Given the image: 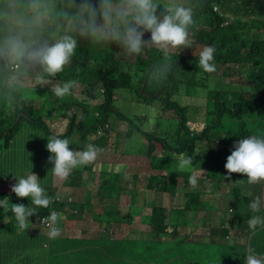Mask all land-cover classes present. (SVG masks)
Returning <instances> with one entry per match:
<instances>
[{
  "label": "rangeland",
  "instance_id": "obj_1",
  "mask_svg": "<svg viewBox=\"0 0 264 264\" xmlns=\"http://www.w3.org/2000/svg\"><path fill=\"white\" fill-rule=\"evenodd\" d=\"M114 1L116 2V0ZM207 1L209 2V5H211V0H202V2ZM76 2L80 5L89 4L93 7L95 9V13H93L95 17H93L92 20H95V18L98 17L100 19V27H108L103 15L104 0H76ZM164 2L167 3L168 0H164ZM178 2H182L183 4H186V2H196L195 6L200 4L199 0H178ZM112 3L115 5L113 1ZM42 4L43 2L41 0H0V48H4L7 44L5 36H12L15 32H20L21 38L14 35L12 39H18L28 44L30 46L29 51H31L32 48H35V37L33 32L34 29H36V26L32 22L38 20L41 21V19H43L44 23L47 24V27L53 29L58 27V13L52 11L53 6L51 8L45 7L44 11L40 10ZM61 4L62 5L59 6V10L61 11L59 12L61 13L60 17L62 23L68 22L72 26L70 32L75 31L76 24L74 23L80 18L76 17L74 8H78L80 5L74 3L72 0H64ZM218 8L219 11L222 10L219 5ZM32 15L33 17L29 18ZM79 22L84 26L86 23V17L81 19ZM195 28L196 34L199 36V40L193 44V47L186 48L185 50H179V48L170 49L168 56H165L163 51V56L159 53L156 54L155 60L158 62L157 66H167L166 74L163 73V75H161L164 81H162L161 96L158 99L160 108L153 110L151 106L144 104L142 101L138 104L136 101L137 95L135 93L136 87L134 84L132 85L131 90H120L118 95H115L117 97L115 105L118 113L116 117L113 118L112 126L114 127L113 132L118 137L116 143L112 142L109 145V150H123L125 146L133 144L137 135L140 136V140L143 137H146L149 143L155 138L160 139L168 137L167 135L170 130L174 129L172 127L176 126L174 123L180 120V115L172 110L175 109L177 104L180 102H182L186 107L188 106V110L191 112L193 119L197 120L189 122L188 126L190 127V130L201 132L204 127L202 124L204 111L209 108L211 101H213L217 96L223 98H234L236 96L237 87H228V85H225L227 82H233L234 84L242 86L246 85L248 82L247 100H253L256 102L264 100L262 81L257 78V76H253L252 72L249 71L255 68L254 64L249 65L248 71L250 76L246 73L247 69L241 71L239 70L240 67L231 64L228 66L220 65L216 74H207L201 71L198 67L199 59L195 60V58L196 56L199 58V52L205 46H210V43L213 42V39L215 38V31L212 29L210 20L202 24H197ZM65 30L63 29L61 33H65ZM79 33L86 34L87 27L79 30ZM251 34L263 35L264 38V30L260 28L252 30ZM46 35L48 37H54L57 35V32H49ZM83 43L86 47H92L90 50L91 57L86 65L88 66L86 80L91 82L92 85L77 81L82 84L84 90L78 89L74 86L73 89H71L70 94L61 98V100H59V97L54 95L50 88L53 84L75 81V77L72 75L70 76V63L64 67L62 72L49 77L46 73H44L42 66L39 64H35L31 61L29 63L22 62L19 64L17 58H12V62L17 63L18 65L11 64L13 66H7L6 72L0 73V108L3 110V117L7 120L14 121L23 117L25 112L29 113L33 119L43 117L49 129L54 131L55 134H60L62 136L66 133V131H68L71 121L63 115L60 105L63 101H74L80 106L84 103L89 106L84 120L88 124L92 123L93 114L96 109L92 108L95 106L90 105L92 103V96L86 93L85 89L92 88V93L94 95L100 86L106 88L107 90H111V88L116 86L119 82V77L114 71L105 70L103 68V62L96 61V50L112 46L116 51V59L125 63L134 64L137 58L128 56L120 45L114 44L113 42L91 45L85 44L89 42ZM184 56L193 57L191 59L195 62L197 68L194 72V77L191 76V71L187 70V67L181 60ZM141 58L145 60L146 63L152 60L149 54H145ZM111 67H113V65ZM227 67L231 70L229 76L225 74ZM26 72L29 74L26 75ZM131 72L135 73L136 69L131 68ZM59 74L63 77H67V79H60L58 77ZM150 74L151 71L149 72V76ZM7 75L11 76L9 81L4 79ZM217 75L222 78V85H218L214 81V79H216L215 76ZM127 84L129 83L127 82ZM151 85L152 84L149 83V86ZM18 87L24 89L25 92H21ZM106 98L107 96H105V99ZM55 102H57L55 106L56 113L54 114L52 122L51 120H48L50 118L48 112L49 108L52 107ZM252 105L254 109L251 110L249 106H247L245 108V114L243 115L244 121L247 125H244L243 121L233 124L229 110H224L222 112L227 128L224 134L222 131L213 132V140L217 142H213L208 145L210 154L207 158L210 159V162L215 156H217V153L214 152L219 151L221 153V157L217 161H223L226 164L228 156L223 150L233 151L234 144L236 143L235 136L229 133L230 130L240 131L242 129H247L255 130V132L260 133L264 132L261 121L264 114H259L257 108L259 107L258 105ZM74 110L75 109H73V111ZM157 111L164 113V116L160 115L157 119V121L163 123L164 126L157 130H153L154 120L152 117ZM77 116L78 123L82 120L83 113L79 112ZM119 118H125L130 125V128L124 120ZM93 124H95V122H93ZM72 129L78 131L79 128L78 126H75L72 127ZM128 131L133 133V136L130 138H127ZM138 132L139 134H137ZM76 137L77 134L74 132L69 140L70 149L84 150L86 145L84 143L82 145L77 144ZM47 138L48 133H34L33 128L29 124L24 123L21 125V128L17 133L16 141L11 144L9 149L0 150V177L13 176L12 184L9 185V182L7 184H0V193L6 192L8 195L11 194V186L16 183L15 176L18 178L26 177L32 172L38 175L41 187L47 191L49 187L47 180H49V178L53 175L51 171L53 165L49 163V157L52 154L46 148L48 143ZM91 140H95L94 136L91 137ZM154 142L156 141H153L152 143ZM218 142H221L223 146ZM0 143H2V140H0ZM203 146L204 143H199L197 150ZM213 146H217V148ZM179 156L180 155L174 153H166L159 159V163H164L170 167L169 177L166 179L167 182L172 189L179 190L175 196H173V193L171 194L172 197H170L169 205L167 206L171 212H169L167 218L169 222L179 219L187 224L186 226H180L179 228L171 227V229L175 231V238L173 240H171L170 235L160 237L159 241L168 242V244L151 241V236L149 234L152 233L153 228L152 226L146 225L141 220H135L138 210H135L132 214L133 221L131 222V226L126 230L109 231L111 229L107 226L105 227V230L107 231H104L98 229L91 230L90 228L81 229L75 225L72 227L56 225L61 230V235L55 239L69 241V248L72 250L81 245L88 246L93 242L85 241L84 238L99 239L101 238L103 232H107L109 234L110 240L119 241L131 238L125 242L127 257L116 262L112 261L110 264H187V262L191 264H212V261L222 259L224 254H231V256L227 258V262L224 263L230 264L229 262L242 258L240 255H232L234 251H231L229 247L222 243H243L244 246H238V250L240 252H252V247L250 245L254 246L259 243L261 247H263L259 256H264V236H262V228H257L255 231H252L247 222L240 224L239 217L237 216V201L239 197H245L248 201L246 204H249L253 199V192L257 189L258 183H248V178L239 173H232L229 176L227 170L225 168H221L219 165L214 166L212 169L216 179L211 178V176L207 177L208 171L202 163L198 165H191V167L187 170H180L178 167ZM168 157L173 158L174 161H161L162 158ZM97 165H99V163H95L93 165L90 163L76 167L67 177V181L70 176H72V182L81 180L82 175H86V173L90 170L92 171ZM201 169L204 171H199ZM179 171H187L188 174H179L175 179L172 176V173H178ZM193 171H196L198 174V182L195 188L190 186L188 179V176L190 173H193ZM125 177L131 178V181L119 183L117 185V190L122 194L133 193L134 189L132 188V185L135 178L138 177V169L135 163L129 166ZM180 177H183L181 182L179 180ZM122 178H124V176ZM54 179L55 177L53 176V183ZM185 180H187L188 183ZM148 183L149 182L145 180L141 185L143 188H146ZM54 189L56 193L62 196L60 187H54ZM197 197H200L201 201L196 199ZM8 199L9 198L5 199L6 203ZM121 200L122 199L110 201L108 198H105L104 201L100 203V210L104 211L108 215L111 222L112 212L110 206L113 204L112 202L120 204ZM162 203L163 202L161 201L155 202V204H158L159 206H161ZM191 204L196 208L193 209ZM185 205L188 206V210L183 211ZM201 205L206 208L207 212L203 215H200V212L197 209ZM93 207L94 206L91 204L86 206V208L90 209ZM76 215L77 211H72L68 212L67 217L75 218L74 223H76L78 221V217H76ZM204 219L208 220L212 225L218 227H221V221H224V225L230 227L226 232V238L228 240L226 241V239L221 238L218 243L206 241L211 233L210 229L206 226L198 227L199 225L205 223ZM124 223L129 224L130 222L125 220ZM38 224L40 225L39 220L35 223L33 228L38 226ZM244 229L250 232V242L249 239L245 238ZM180 241H184L182 248H176V243ZM44 242H47V240H44L42 237H38L29 242L28 245L21 244L18 239L12 235L0 233V248H2V257L0 261L3 264H38L48 254V249L52 257H55L58 252L57 244L55 242H51L49 245L50 248L46 249L44 248ZM107 242L108 241L103 240L101 243ZM169 248L173 249L171 251H165ZM21 251H25L27 253L21 255ZM88 259V254L83 257L78 255L71 256V261L79 260L81 263L88 261Z\"/></svg>",
  "mask_w": 264,
  "mask_h": 264
},
{
  "label": "trees",
  "instance_id": "obj_2",
  "mask_svg": "<svg viewBox=\"0 0 264 264\" xmlns=\"http://www.w3.org/2000/svg\"><path fill=\"white\" fill-rule=\"evenodd\" d=\"M43 2L42 6L40 7V10L44 11L46 8H51L53 6L54 12L58 13V27L56 29L47 27V24L44 23L43 19L41 21H35L32 22L35 24L36 29H34V39L35 41V48L43 47L45 45L51 46L53 45L57 40L61 39L64 36H71L73 39L77 42V48L75 50V54L71 58V65H70V76H74L76 81H80L82 83H86L89 85H92L91 82H88L86 80L87 75V68L88 66H84V63H88L86 59L90 60V50L92 47H86L84 46L83 42H89L85 43L86 45L91 44H102L107 42H112L109 40H105L103 38L102 33L96 34L93 32V27L98 28L97 23L92 25V21L90 20L93 16V13H95V9L91 7L89 4L80 5L74 1V3L80 5L78 8H74L76 12V17L80 18L77 20L74 24H79L81 19L89 18V35L86 37L80 36L77 32H70L71 25L67 23H62L61 21V13L59 11V6H61L62 2L64 0H41ZM115 4L116 2L112 0ZM164 2V0H162ZM200 4L198 6H195L196 2H188L187 5H184L185 7H191L193 9V24L189 28V35L190 33L193 35H196V37L199 40V36L196 34V28L195 26L197 24H202L208 20L211 22L212 29L215 31V38L213 39L212 44L214 46V59L213 63L217 67L218 64H223L225 66L236 65L240 67L241 70L247 69L246 73L248 76H250L249 71L252 72L253 76H257L262 81V84H264V38L263 35H257L251 34V31L254 29H263L264 30V0H211V5H209V2H202V0H199ZM165 3V2H164ZM221 6V11L218 13L214 12V6ZM160 10H158L159 13ZM30 16L29 18H32ZM47 18V17H46ZM228 22V25L224 26L225 22ZM65 30V33H61L62 30ZM40 30V31H39ZM56 31L57 35L54 37H48L46 34L49 32ZM14 35L19 36L21 38L20 32H15ZM5 36L6 46L4 48H0V73L6 72L7 66L12 64V57L8 55V45L9 41L14 36ZM159 53L161 56L164 54L162 53V50L155 48L154 49V67L155 71L158 68H163L161 66H157L158 62L155 60L156 54ZM92 54V53H91ZM183 64L187 67L188 71H191V76L194 77V72L196 71V64L193 62L192 59H181ZM196 60V59H195ZM96 61H102L103 62V68L105 70L114 71L117 76L119 77V82L116 86H113L111 90H107L106 88L102 87L100 92L96 90V93H92V88H86V93L92 96L93 101L95 104L92 108H95L96 111L93 114V122L86 126L85 124L80 126V123H84V117L87 115V108L89 107L87 104H82L81 106L78 105L76 102L71 101V103H65V106L63 107V110L65 112L72 110L73 105H77L79 107H82L84 109V116L83 121L81 120L77 125H75V115H69L65 114L66 117L70 118L71 125L69 127L70 132L67 133V135H71L73 133L72 127L78 126V131L83 130V127L86 128L87 132L94 131L105 125L106 123H109L112 118L117 115L118 110L115 105L116 101V94L118 95L120 90H131L132 85L134 84L136 89L135 93L137 95L136 101L138 104L144 102V104H149L153 108V110H157V107L153 106V98L149 95L148 91V81L145 84V77L142 76L141 70H136L135 73H120L119 70L116 68V60L114 56V51L110 48L105 49H98L96 50ZM22 62L29 63L30 61L25 59H18V63L21 64ZM254 64V69L249 70V65ZM113 65V67H111ZM137 67L142 68L141 63L136 64ZM157 66V67H156ZM194 66V67H193ZM86 67V68H85ZM201 71H203L201 69ZM230 68L227 67L225 74L229 76ZM26 75L29 73H25ZM31 74V73H30ZM166 74V71L164 72ZM58 77L62 80H66L67 77H63L62 75H58ZM216 80L222 85L223 80L220 76H215ZM4 79H7L8 81L11 79L10 75L5 76ZM162 81H164L160 75L157 81L154 83L162 87ZM127 82L129 84H127ZM231 84L235 85L237 87L236 96L234 98L227 97L223 98L220 96H217L213 101H211V104L209 108L204 111V116L202 118V124L204 125L201 132H196L195 130H190L187 126L188 118L183 116V121H176L174 124L178 126L175 130H170L168 133V137L163 138H155L151 140V143L153 141L160 142L164 148L171 150L174 154L180 155L178 159L183 157H191L192 158V165H198L200 163L204 164L207 172V177L216 179L215 175L213 174V167L219 165L221 168H225V162H218L217 160L221 157V153L219 151H215L214 153H217V156L213 158V160L210 162V159H208V155L210 154V150L208 148L209 144H212L213 142H217L213 140L212 134L214 131H222L224 134L226 132V123L224 121L222 112L225 110H229V114L231 117V120L233 124L238 123L239 121H243L244 125H247V123L244 121L243 115L245 114V108L249 106L251 110L254 109L252 104L258 105V112L260 115L264 114V100H261L259 102L250 100H247L248 97V82L244 86H240L237 84H234L233 82H230ZM226 85V84H225ZM19 88V87H18ZM20 90V88H19ZM24 93V92H23ZM105 96L107 98L105 99ZM182 105L183 110H185L184 105ZM180 112H182L181 106H178ZM54 111V107L49 108V115L51 117V113ZM156 114L158 115L156 119L152 117L154 120L153 122V130H157L161 127L160 122L157 121V119L162 115L161 112L157 111ZM121 120H124L128 127L130 125L128 124L127 120L125 118H120ZM48 120H51L50 118ZM52 121V120H51ZM262 126L264 128V117L261 118ZM53 122V121H52ZM27 123L29 124L33 130L34 133H45L49 135V127L45 123L43 117H39L38 119H33L29 115V113L25 112L23 114V117H20L14 121L7 120L3 117V110L0 108V140H2V143H0V150L9 149L11 144L16 141L17 139V133L21 128V125ZM93 124V125H92ZM85 131V130H83ZM229 133L233 134L235 136L236 142L243 138H247L249 136H264V132H255V130H247L242 129L240 131H232L230 130ZM115 136L116 134H112V132H109L107 134V141L109 142L111 139L115 142ZM199 143H204V146L201 147L199 150H197V146ZM220 143L222 146L223 144ZM226 143V142H225ZM224 143V144H225ZM217 148V146H213ZM227 156L231 155L232 151L223 150ZM213 153V154H214ZM171 161H174L173 158L168 157ZM160 161L159 159L157 160ZM162 161V160H161ZM227 162V160H226ZM179 174H186L185 172H178ZM188 174V173H187ZM13 176H2L0 177V184H6L9 179ZM52 176L47 180L49 183V187L47 189L46 195L53 198L55 196L56 191L52 188V185L50 183ZM72 182V180L67 183L69 185ZM10 195V197H9ZM7 194L6 192L0 193V200H5L6 198L12 199L14 196H16L15 193ZM8 199V200H9ZM196 199H200V197H197ZM52 200V199H51ZM202 204V202H201ZM66 204H59L53 203L51 201L50 205L47 208L44 207H37L35 206V214L32 218L31 216L28 218L29 222H35L37 220L40 221L41 224H43V221L46 217H48L52 210L57 211L58 209H62ZM74 206V205H72ZM192 208H196L191 204ZM75 207V206H74ZM188 210V206L185 205L183 211ZM166 213V209L164 208H155L152 216L149 217L148 220H146V224L149 226H152V233L149 235L151 236L152 242H159L162 244H168V242H162L159 241L161 236H168L170 235L171 240L175 238L174 234L175 231L172 228H178L181 226L182 221L179 219H176V221H172L167 223L166 219L164 217V214ZM5 217L4 214H2V211L0 209V223ZM250 219V218H249ZM112 221H115L116 223H121L118 219H111ZM240 221V220H239ZM130 222V221H129ZM111 223V221H110ZM240 224L242 222L240 221ZM3 227L2 224H0V228ZM10 228L13 227V224H10ZM227 231H225V236ZM44 238L47 240L46 233L44 232ZM107 239V238H105ZM170 240V241H171ZM184 242L180 241L176 243V248H182V244ZM234 250H237L238 246L233 245L232 246ZM173 248H169L165 251H171ZM234 255H240L242 256V260L240 263L244 264L245 258L248 255V252L243 253H236ZM120 258L124 257L125 254L122 252L118 255ZM89 262H92V258L89 257ZM214 261H212V264ZM108 264V263H107ZM216 264H222L220 260Z\"/></svg>",
  "mask_w": 264,
  "mask_h": 264
},
{
  "label": "clouds",
  "instance_id": "obj_3",
  "mask_svg": "<svg viewBox=\"0 0 264 264\" xmlns=\"http://www.w3.org/2000/svg\"><path fill=\"white\" fill-rule=\"evenodd\" d=\"M187 4L188 2H186V4H183L182 2H178V0H168L167 3L162 2V0H118V2L113 5L112 0H104L103 15L106 23L108 24V27L101 28L100 19L98 17H96L95 20H92V18L95 17L94 14L90 19L92 21V25L96 23L98 25V28L93 27L94 33L98 35L102 33L105 40H109L114 44L120 45L128 56L137 58L134 64L125 63L121 60L119 61L116 59V51L112 46H108V48L111 47V49L114 51L116 60L115 66L120 73L130 74L132 73L131 68L142 71V76L145 77V84L148 81V91L149 95L153 98V106L157 108H160L158 99L161 96V87L155 84L153 79L158 78L159 75H163V73L167 71V66L158 68L155 71L154 49L158 48L164 52L165 56H168L170 49L179 48V50H185L186 48L193 47V44L198 42V38H196V35H193L191 33L189 35V28L194 21L193 9L191 7L184 6ZM158 10H160L159 14ZM214 12H220L218 6H214ZM87 22H89V18H86V23L84 26L81 23L77 24L76 30L73 32H77L82 37H86L87 35H89L90 26L89 24H87ZM225 23L224 26L228 25H225ZM85 27H87V33L80 34L79 30ZM29 47L30 46L28 44L24 43L21 40L12 39L9 41L8 55L12 58L17 59L26 58L27 60L35 64H39L40 66H42L44 73H46L47 76L51 77L55 76L57 73L62 72L64 67L69 63L70 65L72 64L70 61L75 54L77 42L71 36H64L61 39L57 40L51 46L45 45L39 48H32L31 51H29ZM145 54H149L150 58L152 59L148 62L151 63L148 69L144 68L145 64L148 63H146L145 60L141 58ZM213 54L214 48L213 45L210 44V46H205L199 52V58L196 56L195 59H199L198 67L204 71H202L203 73L216 74L218 72L220 64H218V66L216 67L212 62L214 59ZM185 57L193 58L192 56H184L183 58ZM86 61L88 62L89 60L86 59ZM138 62L141 63L142 68L136 66ZM86 65L87 64L84 63V66ZM150 71L151 74L149 76ZM214 80L218 85H220V83L216 79ZM149 83H151L152 85L149 86ZM154 84L156 85V87H153ZM74 86L78 89L84 90L82 84L77 82L76 80L67 81L62 84H53L51 85L50 90L56 97L60 98L59 100H61V98L70 94L71 89H73ZM99 88L101 90L102 86H100ZM100 90H98V92H100ZM65 103H71V101H63L60 105L64 116L65 114L70 115L71 113L77 114L79 112H82L84 116V109L77 105H73L72 110L65 112L63 110ZM94 104L95 102L92 98V103L90 105L93 106ZM146 105L149 106L150 103ZM73 109L75 110L73 111ZM172 110L177 112L178 114L180 113L178 106ZM161 113L162 116H164V113ZM154 116L158 115L155 114ZM106 124L110 126L106 131V135L109 132L115 134L113 132L114 127L112 126V123ZM160 125L161 127L164 126L163 123H160ZM49 131L50 133L47 138L48 143L46 145V148L52 154L49 157V163L53 165L51 171L54 177L66 182L67 177L70 175L73 169L78 166L87 165L90 163H92L93 165V162L96 161L98 153L101 150L98 149L94 144H87L84 150H72L69 147L70 141L68 140V138H71L73 134H71L70 136L67 135V133L70 132V129H68V131H66V133H64L62 136L60 134H55L54 131H51L50 129ZM73 132L79 131L74 130ZM191 165L192 158L182 156L179 160L178 167L180 170H187L191 167ZM225 169L227 170L229 176L232 173L243 174L248 178V183H258L257 188L263 187L264 136H249L236 142L234 144V150L231 152V155L227 157ZM199 171L202 172L204 170L201 169ZM15 179L16 183L11 186V191L15 193L17 197H30L31 203L37 207L47 208L50 205L52 198L46 195L45 189L41 187L39 183L37 174L32 172L26 177L18 178L15 176ZM188 179L190 186L195 188L198 182L197 172L193 171ZM11 180L13 179L11 178L8 181L9 185L12 184ZM71 180L72 176H70L67 182H70ZM72 203L62 204L71 206ZM66 206H64L62 209H58L56 212H52L48 217L45 218L46 225L49 229L48 235L50 239H55L61 235V230L56 225H58V222L67 214L68 210ZM147 206L148 205L137 208L138 213L136 214L135 220L143 219V223L146 224L145 221L149 219L150 215L152 216L154 209L158 208L154 207L152 209L151 207H149V209L146 210ZM262 206H264V199L259 196L255 197L248 204V208H250L254 213L259 212ZM0 207H3L5 212L11 211L14 214V217L18 224V228L20 230H25L28 228V218L35 214L34 210H29L28 207H26L22 203L12 204V207L9 210L6 206V201L0 200ZM164 209H166V212L168 211L167 208ZM72 211L76 210H70V212ZM144 212H146V214H144ZM129 217L131 220L133 218V215H130ZM164 217L167 221L168 218L166 213L164 214ZM247 223L252 231H255L257 228H264V216L254 215L247 221ZM186 225L187 224L182 221L181 226ZM244 264H264V257H258L252 254L251 251H249V254L245 258Z\"/></svg>",
  "mask_w": 264,
  "mask_h": 264
},
{
  "label": "crops",
  "instance_id": "obj_4",
  "mask_svg": "<svg viewBox=\"0 0 264 264\" xmlns=\"http://www.w3.org/2000/svg\"><path fill=\"white\" fill-rule=\"evenodd\" d=\"M35 40V39H34ZM36 41V40H35ZM12 64H17L12 62ZM151 63L145 64L144 68L148 69L150 67ZM12 65H9L11 67ZM160 77V75H159ZM158 77V78H159ZM158 78H154L153 81H157ZM228 87L235 86L231 84L230 82H227ZM238 85V84H237ZM241 86V85H240ZM264 91V84H262ZM17 87V86H16ZM153 87H156L154 84ZM100 90V89H99ZM21 92H25L24 89L20 88ZM56 104L57 102L53 103L54 111L51 113L50 119L53 121L54 114L56 113ZM182 102L177 104V106H181L182 112L179 113L180 120L183 121V116L188 118L187 126L189 122L191 121H197L194 120L192 117L191 112L188 110V106L186 107L184 104L185 110L182 108ZM78 114V113H77ZM77 114L71 113V115H75V125H77ZM157 116H154L153 118L156 119ZM67 118V117H66ZM84 120V119H83ZM82 120V121H83ZM113 121V118L109 122L111 124ZM82 123V122H81ZM88 126L89 124L85 122L81 124ZM91 124V123H90ZM189 127V126H188ZM130 128V127H129ZM171 130H175L178 128V126H173ZM190 129V127H189ZM85 130V131H83ZM83 130L76 132L77 134V144L82 145L83 143L87 146V144L92 143L94 144L98 149L101 151L98 153L96 161L93 162L99 163L92 171L90 170L86 175L81 176V180H78L76 182H71L69 185L64 180H60L55 177L54 183L53 175L50 180V183L54 189V187H60L62 191V196L64 198H71L74 206H66L68 212L70 210H76L78 217V221L74 223L75 218H70L68 216V212L65 215L63 219H61L58 222V225L65 226V227H72V226H78L81 229H88L91 230H105V227L107 226L111 230L109 231H123L126 230L131 226L132 219L130 220V215L137 210V208L148 205L146 210L151 207L152 209L154 207H162L167 208L169 205L170 197L175 196V194L179 190H174L167 182V178L169 177V170L170 167L165 165L164 163H159L157 160L163 157L166 153H173L171 150L166 149L163 147V145L160 142H154L150 143L147 141L146 137H143L140 140V136L137 135L135 137V140L132 145L125 146L123 150H109V145L114 142L113 139H111L109 142L107 141V135L99 134L98 129L96 132L91 131L87 132L86 128L83 127ZM74 133V132H73ZM72 133V134H73ZM139 134V132L137 133ZM94 136L95 140L92 141L91 137ZM133 136V133L131 131H128L127 138H130ZM117 135L115 136V143L117 142ZM70 140V138H68ZM104 155V156H103ZM103 156V157H102ZM169 160V158H162V161ZM178 159V164H179ZM136 164V167L138 169V177L135 178L134 183L132 185V188L134 189L133 193H119L117 185L119 183L123 182H129L131 181V178L125 177L128 172V168L130 165ZM208 171V170H207ZM179 172H185L187 171H179ZM192 173H190L191 175ZM177 175L179 173L174 172L172 173V176L176 179ZM189 175V176H190ZM124 176V178H122ZM188 176V178H189ZM183 178V177H182ZM181 177L179 178L180 182L183 180ZM11 179V178H10ZM147 180L148 186L146 188L142 187L143 181ZM187 182V180H185ZM178 182V181H177ZM188 183V182H187ZM166 184V185H165ZM185 184V183H184ZM183 184V185H184ZM55 190V189H54ZM13 193V192H12ZM11 193V194H12ZM261 197L264 199V186L255 189L253 192V199L255 197ZM105 198H108V200H118L122 199L120 204H117L116 202H112L111 204V219H118L121 221V223H116L115 221H112L110 223V220L108 218V215L100 210V203L104 201ZM252 199V200H253ZM161 201L163 202L161 206L158 204H155V202ZM248 201L244 197H239L237 204H238V214L239 220L243 222H247L249 218H251L254 215H260L264 216V206L261 207V210L259 212H252L250 208H248V204H246ZM24 204L26 207H28L29 210H34L35 205L31 203V199L29 198H19L17 196H14L12 199L8 200L6 203L7 208L10 210L12 207V204ZM93 205V208H86L87 205ZM2 214L5 215L3 220L0 224L3 225V227L0 228V233H5L12 235L13 237L17 238L19 243L21 244H27L33 240H35L38 237H42L44 240V232L46 233L47 242H44V248L48 249L50 248L49 245L51 242H55L58 247V252L56 253L55 257H52L51 253L48 249V254L43 258L41 262L38 264H110L112 261L116 262L118 260H122L123 258L127 257L126 250H125V242L128 241V239L123 240H110L109 234L107 232H103L101 235V238L99 239H86L85 241H92L93 243H90L88 246L81 245L78 246L76 249H70L69 248V241L62 240V239H50L48 232L49 229L40 223L38 226L34 227L35 222H29L28 228L25 230H20L18 228L17 221L14 217V214L11 211L4 210L3 207H0ZM168 209V208H167ZM200 212V215H203L206 212V208H204L202 205L197 208ZM169 209L166 212V215L169 214ZM143 212V209H142ZM146 214V212H144ZM34 217V214L31 216ZM6 218V219H5ZM125 220L130 221V223H124ZM141 221L143 219H140ZM205 223L199 225L198 227L206 226L208 229H210V235L206 241H210L213 243L220 242L221 238L228 240L225 236V231H227L230 227L224 225V221H221L222 226H214L212 225L208 220L204 219ZM135 222V221H134ZM143 222V221H142ZM166 222H169L167 219ZM226 222V219H225ZM10 224H13V227L10 228ZM111 225V227H110ZM147 225V224H146ZM241 229V228H239ZM245 230V238L249 239L250 242V232ZM262 236H264V228H262ZM107 238V239H105ZM108 241L107 243H101L102 241ZM225 246L229 247L231 251H234V254L236 253H243L240 252L237 248V250H234L232 247L233 245L237 246H244L242 244H225L222 243ZM250 245V244H249ZM252 247V254L258 256V257H264L259 256L261 250H263V247L259 243L255 244L254 246L250 245ZM2 248H0V259L2 257ZM124 253V257H119L118 255L120 253ZM249 254V251H247ZM25 251H21V255H24ZM89 255V257L92 258V262L86 261V262H79V260L71 261L72 255H78V256H85ZM231 256V254H224L222 259L220 261L222 264L227 262V258ZM241 259H236L232 262H229L230 264H243L240 263ZM218 261H214L213 264H216ZM0 264L1 263L0 261ZM187 264H191L187 262Z\"/></svg>",
  "mask_w": 264,
  "mask_h": 264
},
{
  "label": "built area",
  "instance_id": "obj_5",
  "mask_svg": "<svg viewBox=\"0 0 264 264\" xmlns=\"http://www.w3.org/2000/svg\"><path fill=\"white\" fill-rule=\"evenodd\" d=\"M228 24L227 22L225 23V25ZM109 125L108 124H105L103 127H99L98 128V131H99V134H103L105 135L106 134V131L109 129ZM11 183H13V180H11ZM52 202L53 203H58V204H62V203H72V199L71 198H63L60 194L56 193V195L52 198ZM52 212H56L55 210H52ZM51 212V213H52ZM43 225L46 226V222L45 220L43 221ZM47 227V226H46ZM48 228V227H47Z\"/></svg>",
  "mask_w": 264,
  "mask_h": 264
},
{
  "label": "flooded vegetation",
  "instance_id": "obj_6",
  "mask_svg": "<svg viewBox=\"0 0 264 264\" xmlns=\"http://www.w3.org/2000/svg\"><path fill=\"white\" fill-rule=\"evenodd\" d=\"M213 48H214V46H213ZM184 59V58H183ZM185 59H191L190 57H185ZM204 72V71H203ZM215 81V80H214ZM216 82V81H215ZM217 83V82H216Z\"/></svg>",
  "mask_w": 264,
  "mask_h": 264
}]
</instances>
